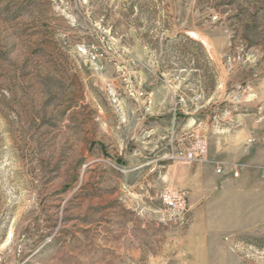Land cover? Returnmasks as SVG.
<instances>
[{
	"label": "rangeland",
	"instance_id": "obj_1",
	"mask_svg": "<svg viewBox=\"0 0 264 264\" xmlns=\"http://www.w3.org/2000/svg\"><path fill=\"white\" fill-rule=\"evenodd\" d=\"M0 264H264V0H0Z\"/></svg>",
	"mask_w": 264,
	"mask_h": 264
},
{
	"label": "built area",
	"instance_id": "obj_2",
	"mask_svg": "<svg viewBox=\"0 0 264 264\" xmlns=\"http://www.w3.org/2000/svg\"><path fill=\"white\" fill-rule=\"evenodd\" d=\"M204 153H205V145L201 144L200 147H193L192 149L180 152L178 154L173 153V155L174 157L181 155L182 158L187 159V160H196V159H199ZM164 199L168 207L170 208L177 207V204H178L177 199L170 192L164 195Z\"/></svg>",
	"mask_w": 264,
	"mask_h": 264
},
{
	"label": "crops",
	"instance_id": "obj_3",
	"mask_svg": "<svg viewBox=\"0 0 264 264\" xmlns=\"http://www.w3.org/2000/svg\"><path fill=\"white\" fill-rule=\"evenodd\" d=\"M151 94L153 95V94H155V93H159L160 91L158 90V88L156 87V88H153V87H151Z\"/></svg>",
	"mask_w": 264,
	"mask_h": 264
}]
</instances>
